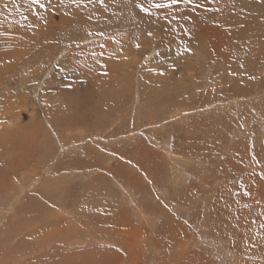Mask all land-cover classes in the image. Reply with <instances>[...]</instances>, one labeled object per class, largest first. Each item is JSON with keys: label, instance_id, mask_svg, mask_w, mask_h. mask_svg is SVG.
<instances>
[{"label": "rangeland", "instance_id": "rangeland-1", "mask_svg": "<svg viewBox=\"0 0 264 264\" xmlns=\"http://www.w3.org/2000/svg\"><path fill=\"white\" fill-rule=\"evenodd\" d=\"M137 2L0 0V264H264V0Z\"/></svg>", "mask_w": 264, "mask_h": 264}, {"label": "snow or ice", "instance_id": "snow-or-ice-1", "mask_svg": "<svg viewBox=\"0 0 264 264\" xmlns=\"http://www.w3.org/2000/svg\"><path fill=\"white\" fill-rule=\"evenodd\" d=\"M32 2L34 4H38L40 8H45L46 5L43 3H40V0H32ZM64 0H61V3H63ZM84 0H71L72 4H75L77 6H80L81 4H83ZM89 2H92V0H89ZM98 2L100 4L104 3V0H98ZM183 3L184 5H191L193 11H195L197 8L202 7L201 4L197 3L196 0H167V2H160V3H156L154 2V0H149V7H145L144 3L140 2V0H138L136 7L144 13H149L151 11V8H156V9H170L172 8L174 5H179ZM173 19H175V17H173ZM149 35H151V33H149ZM137 48L140 47L139 44L136 45ZM249 193H245V195H248ZM245 207H247V205H245Z\"/></svg>", "mask_w": 264, "mask_h": 264}, {"label": "bare ground", "instance_id": "bare-ground-1", "mask_svg": "<svg viewBox=\"0 0 264 264\" xmlns=\"http://www.w3.org/2000/svg\"><path fill=\"white\" fill-rule=\"evenodd\" d=\"M232 16H233V15H232ZM258 42H259V41H258ZM260 42H261V41H260ZM238 46H240V44H238ZM241 47H242V46H241ZM242 48H243V47H242ZM258 48H259V46H258ZM249 49H250V48H249ZM238 50H240V49H238ZM238 50H237V51H238ZM241 50H242V49H241ZM243 50H244V49H243ZM243 50H242V51H243ZM247 50H248V49H247ZM261 50H262V49H261ZM244 51H245V50H244ZM255 51H256V50H255ZM240 52H241V51H240ZM240 54H242V53H240ZM220 89H221V88H220ZM155 93H157V92H155ZM164 93H165V92H164ZM158 97H159V96H158ZM112 102H113V101H112ZM108 106H109V105H108ZM109 108H110V107H109ZM109 108H108V109H109ZM176 109H178V108H176ZM182 109H183V108H182ZM186 111H187V110H186ZM106 112H108V111H106ZM182 113H183V112H182ZM194 113H195V112H194ZM186 114H187V113H186ZM170 115H171V114H170ZM185 117H186V115L184 116V118H185ZM187 117H188V116H187ZM104 119H105V118H104ZM12 121H13V122L17 121V118H13ZM182 122H183V121H182ZM184 122H185V121H184ZM154 133H155V132H154ZM151 135H152V134H151ZM158 135H159V134H158ZM16 142H17V141H16ZM189 142H190V141H189ZM4 143H5V142H4ZM17 143H18V142H17ZM5 144L7 145V141H6ZM7 146H8V145H7ZM18 147H20V146H18ZM16 148H17V146H16ZM182 149H183V148H182ZM167 152H168V151H167ZM108 154H109V152H108ZM168 156H169V155H168ZM146 158H147V157H146ZM118 160H119V159H118ZM70 168H71V167H70ZM121 168H122V167H121ZM144 171H145V170H144ZM107 174H108V173H107ZM102 179H103V178H102ZM111 181H112V180H111ZM120 181H121V180H120ZM164 182H165V181H164ZM120 183L122 184V182H120ZM126 187H127V186H126ZM33 198H34V197H33ZM31 200H32V199H31ZM31 200H30V201H31ZM83 200H84V199H83ZM83 200H82V201H83ZM30 201H29V202H30ZM74 201H75V200H74ZM85 203H86V202H85ZM34 204H35V203H34ZM81 204H82V203H81ZM99 204H100V202H98V205H99ZM30 205H31V204H30ZM72 205H73V204H72ZM89 205H90V204H89ZM37 206H38V205H37ZM104 206H105V205H104ZM27 207H28V206H27ZM33 207H34V206H33ZM39 209H40V208H39ZM33 211H34V210H33ZM33 211H32V212H33ZM66 211H67V210H66ZM27 212L30 213L31 211L28 210ZM63 212H64V211H63ZM65 213H66V212H65ZM65 213H64V214H65ZM67 213L69 214V212H67ZM65 215H66V214H65ZM38 216H40V215H37V218H38ZM57 217H58V216H57ZM59 217H60V216H59ZM67 218H68V221L71 220V218H69V217H67ZM38 219H39V218H38ZM40 219H42V218H40ZM69 219H70V220H69ZM39 221H40V220H39ZM70 222H71V221H70ZM29 227H30V226H29ZM29 227H28V228H29ZM43 227L45 228L46 225L43 226ZM43 227L41 226L42 229H43ZM239 228H241V227H239ZM244 228H245V227H244ZM42 229H41V230H42ZM51 230H52V229H51ZM237 232H238V231H237ZM28 233H29V235L35 237V232H34L33 230L30 231V232H28ZM53 233H54V231H53ZM54 234H55V233H54ZM54 234H53L54 237H53V236L51 237V238H53V240L56 238V235H54ZM226 237H227V235H226ZM38 240H40V239H38ZM41 240H42V239H41ZM34 241H35V240H34ZM261 241H262V240H261ZM261 241H260V242H261ZM1 242H2V240H1ZM37 242H38V241H37ZM43 242H44V239H43ZM236 243H237V242H236ZM257 243H258V241H257ZM257 243H256V246H257ZM22 244H23V243H22ZM98 245H99V244H98ZM249 246H250V245H249ZM257 247H258V246H257ZM250 248L253 249L254 247H250ZM259 248H260V246H259ZM255 249H256V247H255ZM250 250H251V249H250ZM251 251H252V250H251ZM253 251H254V249H253ZM261 252H262V251H261ZM263 252H264V251H263ZM253 253H254V252H253ZM255 253H257V252L255 251ZM259 254H260V253H259ZM262 254H264V253H262ZM184 263H186V262H184ZM53 264H54V263H53Z\"/></svg>", "mask_w": 264, "mask_h": 264}]
</instances>
